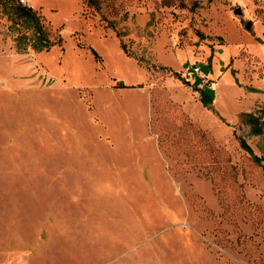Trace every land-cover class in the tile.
Wrapping results in <instances>:
<instances>
[{
	"label": "rangeland",
	"instance_id": "374dc122",
	"mask_svg": "<svg viewBox=\"0 0 264 264\" xmlns=\"http://www.w3.org/2000/svg\"><path fill=\"white\" fill-rule=\"evenodd\" d=\"M25 1L60 42L0 7V264H264V0Z\"/></svg>",
	"mask_w": 264,
	"mask_h": 264
},
{
	"label": "trees",
	"instance_id": "16d2710c",
	"mask_svg": "<svg viewBox=\"0 0 264 264\" xmlns=\"http://www.w3.org/2000/svg\"><path fill=\"white\" fill-rule=\"evenodd\" d=\"M85 1L89 5H97L98 2V0ZM0 7L11 21L12 26H16L20 30L15 39L16 48L19 52H25L28 48H32L36 52L47 51L55 43L60 42V39L57 40L52 37L50 27L45 23L42 15L33 7L24 5L19 0H0ZM204 88H200L201 100L204 104H207L210 101V97L206 90L210 88V84L204 85ZM262 118L263 115L258 113L244 114L245 122L251 124L252 132L256 135H261L264 132V121ZM239 141L242 148L253 154L254 160L260 163L261 157L254 155L248 142L241 136Z\"/></svg>",
	"mask_w": 264,
	"mask_h": 264
},
{
	"label": "built area",
	"instance_id": "2783aa9c",
	"mask_svg": "<svg viewBox=\"0 0 264 264\" xmlns=\"http://www.w3.org/2000/svg\"><path fill=\"white\" fill-rule=\"evenodd\" d=\"M21 3L24 4V5H28V3L25 1V0H21ZM200 70V67L196 66L194 67L193 69V72H191L192 74H197Z\"/></svg>",
	"mask_w": 264,
	"mask_h": 264
},
{
	"label": "water",
	"instance_id": "95a60500",
	"mask_svg": "<svg viewBox=\"0 0 264 264\" xmlns=\"http://www.w3.org/2000/svg\"><path fill=\"white\" fill-rule=\"evenodd\" d=\"M235 14H238V15H242V10L240 7L236 8L235 11H234ZM247 26L249 27V24H247Z\"/></svg>",
	"mask_w": 264,
	"mask_h": 264
}]
</instances>
